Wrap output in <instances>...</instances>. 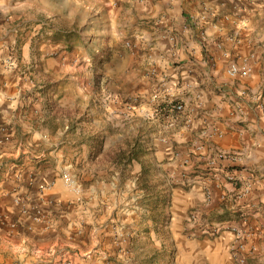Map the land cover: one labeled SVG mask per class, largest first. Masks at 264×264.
Here are the masks:
<instances>
[{"label":"crops","instance_id":"crops-1","mask_svg":"<svg viewBox=\"0 0 264 264\" xmlns=\"http://www.w3.org/2000/svg\"><path fill=\"white\" fill-rule=\"evenodd\" d=\"M51 1L0 0V166H10L5 184L13 190L32 183L28 198L43 196L50 218L44 230L13 232L6 262L106 264V216L95 207L106 193L91 184L86 197H73L59 175L65 147L75 155L95 150L96 119L80 121L79 109L94 111L97 90L85 83L90 62L79 60L107 43L121 53L129 35L148 53L122 56L119 85L104 75L102 86L115 94L143 88L126 72L129 59L139 74L153 75L154 107L165 111L158 120L167 130L154 149L167 159L178 227L205 234L184 242L181 264H264V0ZM65 42L79 44L70 51ZM242 59L251 75L230 77L227 65ZM63 133L74 140L64 142Z\"/></svg>","mask_w":264,"mask_h":264},{"label":"rangeland","instance_id":"rangeland-1","mask_svg":"<svg viewBox=\"0 0 264 264\" xmlns=\"http://www.w3.org/2000/svg\"><path fill=\"white\" fill-rule=\"evenodd\" d=\"M36 1L39 6L55 2ZM64 44L71 51L79 43ZM118 46L121 53L114 55L107 43L102 49L94 50V53L88 51L89 59L79 60L78 65L90 62L89 66L85 63L84 67L87 70L93 68V71L84 75V79L86 84L93 85L97 90L94 111L91 113L88 108L81 112L79 109L80 121L87 124V118L96 119L93 124H89L92 133L89 140L95 150L91 152L89 149L75 155L71 146L65 147L59 176L63 188L73 197L83 198L86 188H90L91 184L106 193L107 198L95 205L97 211L106 216L102 221L107 230L104 238L110 250L106 264H181L184 242L195 241L205 234L195 232L193 228L182 230L178 227L171 190L174 182L167 172V159L154 149L157 143L164 142V137L160 138L159 135L166 134L167 130L158 120L165 111L154 107L151 71L139 74V67L133 65V59H129L126 72H136L143 88L108 93L110 87L106 82L109 78L112 85H119L122 69L118 67L125 66L121 61L122 56L133 55L138 51L143 57L148 53L146 47L138 48L129 35ZM14 61L18 67V62ZM109 69H114V72L109 73ZM104 75L109 77L104 82L108 87L103 88ZM134 93L143 96L136 101ZM63 113L69 116L70 110L66 109ZM65 125L62 124L63 128ZM62 136L64 142L74 140L70 134L63 133ZM76 158H79L77 162ZM71 159L74 160L72 164ZM7 167L10 166H0V183L3 184L0 186V264H9L6 260L10 259L11 251L7 243L13 232L21 228L40 231L50 223L49 210L41 200L43 196L36 202L28 198L32 183L26 187L14 186V190L12 186H6ZM51 186L53 181L44 183L40 186V192ZM9 200L14 209L5 206V201ZM48 203L49 206L56 204L53 200ZM190 218L191 221L195 220V217ZM39 226H44V229ZM212 232L211 235H217L215 231Z\"/></svg>","mask_w":264,"mask_h":264},{"label":"built area","instance_id":"built-area-1","mask_svg":"<svg viewBox=\"0 0 264 264\" xmlns=\"http://www.w3.org/2000/svg\"><path fill=\"white\" fill-rule=\"evenodd\" d=\"M9 65L11 66V68H15L16 67V63L14 60H10L9 61ZM227 74L230 77H245V76H249L252 73V66L250 64V62L246 59H242V60H232L229 62V64L227 65ZM141 98L140 96H135L134 99L137 101V98ZM170 107H172L175 110H182L183 109V104L182 103H174V102H170ZM218 157L219 158H226L229 157L227 153L225 152H218ZM227 179L231 182L237 183L239 178L237 177L236 174L234 173H229L227 174ZM251 184L247 185L246 187V192H249L251 190Z\"/></svg>","mask_w":264,"mask_h":264}]
</instances>
